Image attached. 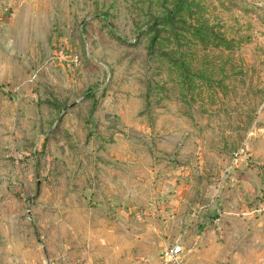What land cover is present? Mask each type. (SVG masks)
Listing matches in <instances>:
<instances>
[{
	"label": "rangeland",
	"instance_id": "rangeland-1",
	"mask_svg": "<svg viewBox=\"0 0 264 264\" xmlns=\"http://www.w3.org/2000/svg\"><path fill=\"white\" fill-rule=\"evenodd\" d=\"M175 244L264 264L259 0H0V264Z\"/></svg>",
	"mask_w": 264,
	"mask_h": 264
},
{
	"label": "built area",
	"instance_id": "built-area-1",
	"mask_svg": "<svg viewBox=\"0 0 264 264\" xmlns=\"http://www.w3.org/2000/svg\"><path fill=\"white\" fill-rule=\"evenodd\" d=\"M259 4L264 8V0H259ZM181 247L178 244L166 249L156 264H180Z\"/></svg>",
	"mask_w": 264,
	"mask_h": 264
},
{
	"label": "crops",
	"instance_id": "crops-1",
	"mask_svg": "<svg viewBox=\"0 0 264 264\" xmlns=\"http://www.w3.org/2000/svg\"><path fill=\"white\" fill-rule=\"evenodd\" d=\"M229 194H231V193H229ZM228 212H232L231 210H228ZM220 214V213H219ZM222 214V213H221ZM221 214H220V216H221ZM256 215H258V213H256ZM260 216V215H259ZM223 227V226H222ZM216 228L218 229V228H221V225L219 224V223H217V226H216Z\"/></svg>",
	"mask_w": 264,
	"mask_h": 264
}]
</instances>
